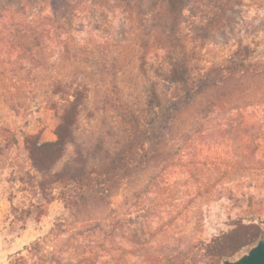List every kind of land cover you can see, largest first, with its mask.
Instances as JSON below:
<instances>
[{
    "label": "rangeland",
    "instance_id": "374dc122",
    "mask_svg": "<svg viewBox=\"0 0 264 264\" xmlns=\"http://www.w3.org/2000/svg\"><path fill=\"white\" fill-rule=\"evenodd\" d=\"M134 26L120 9L105 13L85 8L58 27L55 40L40 49L37 68H18L17 52L0 49V264H131L139 254L183 247V237L193 225L176 210L196 193L191 203L202 209L198 237L208 239L238 221L262 228L264 75L239 79V85L208 93L194 105L190 120L182 124L195 133L190 140L180 138L183 147L174 165L157 178L151 191L140 193L154 167L132 176L107 205L84 209L62 226L55 223L62 221L65 210L54 200L39 221L19 232L8 229L10 179L25 167L20 140L37 132L41 140L55 138L60 110L53 108H58L59 98L52 89L58 80L78 73L90 83L75 130L77 141L86 145L106 131H116V94L134 105L144 102L146 83L157 78L155 69L166 66L167 49L162 42L142 43ZM239 42H250L264 53V0H243L237 25L226 40L187 43V50L195 49L191 72L222 62ZM12 134L19 143L7 148ZM77 229H83L82 234L70 239ZM35 241L40 247L29 252Z\"/></svg>",
    "mask_w": 264,
    "mask_h": 264
},
{
    "label": "trees",
    "instance_id": "16d2710c",
    "mask_svg": "<svg viewBox=\"0 0 264 264\" xmlns=\"http://www.w3.org/2000/svg\"><path fill=\"white\" fill-rule=\"evenodd\" d=\"M242 2L0 0V49L17 52L18 68H37L40 49L55 40L58 27L85 8L105 13L120 9L129 21H135L136 35L138 33L142 43L162 42L167 49L166 66L155 69L157 78H150L146 83L142 105L123 101L116 94L113 102L119 119L116 131H106L89 145L77 141L75 135L81 108L90 91L87 77L77 73L55 83L52 92L58 95L59 106L53 108L56 112L60 110L53 129L55 138L41 140L38 132L22 135L20 144L25 167L10 179L8 229L19 232L28 223L39 221L54 200L60 201L65 210L62 221L55 223V226H62L65 219L71 220L84 209L107 205L110 197L132 176L154 167L140 193L151 191L157 178L174 165L173 160L183 147L179 144L180 138L190 140L195 133L188 126L183 127L193 115L194 105L208 93L226 91L235 83L239 85V79L256 80L264 75V53H259L257 46L250 42H239L222 62L210 63L191 72L195 49L187 50V43L195 46L226 40L237 25ZM143 55L141 60H144ZM113 90L117 92L118 89L113 87ZM18 143L19 139L12 134L6 147ZM197 196L198 193L193 194L176 210L177 214L187 216L193 225L183 237L184 246L165 247L163 254H139L131 264H219L223 258L234 256L262 235L259 224L238 221L231 229L208 239L198 237L202 209L198 203H191ZM79 230H74L70 239L82 234L83 229ZM68 240L67 237L65 242ZM39 247V241H35L28 251Z\"/></svg>",
    "mask_w": 264,
    "mask_h": 264
},
{
    "label": "water",
    "instance_id": "95a60500",
    "mask_svg": "<svg viewBox=\"0 0 264 264\" xmlns=\"http://www.w3.org/2000/svg\"><path fill=\"white\" fill-rule=\"evenodd\" d=\"M262 223V235L245 250L232 257L223 258L219 264H264V217Z\"/></svg>",
    "mask_w": 264,
    "mask_h": 264
}]
</instances>
